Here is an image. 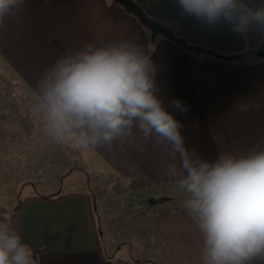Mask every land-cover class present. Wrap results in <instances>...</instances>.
Instances as JSON below:
<instances>
[{
    "label": "crops",
    "instance_id": "1",
    "mask_svg": "<svg viewBox=\"0 0 264 264\" xmlns=\"http://www.w3.org/2000/svg\"><path fill=\"white\" fill-rule=\"evenodd\" d=\"M134 1L192 44L223 55L254 51L253 56L225 62L186 51L163 36L152 41L151 31L114 0H24L0 19V223L15 228L39 264H157L146 250L153 247L150 237L159 248L165 244L161 263L168 264L174 261L168 243L174 240L176 249L183 242V229L174 224L173 230L169 222L189 220V230L180 224L185 232L201 233L186 206L154 205L161 200L154 197L158 193L164 201L176 198L172 195L191 199L181 187L187 173L169 142L157 143L155 135L145 141L134 126L130 135L110 143L77 148L67 138L57 142L48 131L41 85L59 59L86 45L127 42L149 58L155 94L181 122L194 162L264 149V59L255 52L264 48V27L238 32L223 18L210 23L188 15L178 0ZM251 3L260 6V0ZM175 101L190 110L183 113ZM166 186L178 191L160 193ZM108 191L131 194L130 206L142 210L115 226V237L98 222V211L109 207L103 197ZM60 196L57 202L38 199ZM2 201L16 203L5 207ZM18 201L24 202L23 209L12 217ZM165 209L169 213H161ZM140 236L146 246H132L130 241ZM126 245L129 250L123 249ZM185 256L176 251L175 261L182 264ZM256 258L264 264V254Z\"/></svg>",
    "mask_w": 264,
    "mask_h": 264
},
{
    "label": "clouds",
    "instance_id": "2",
    "mask_svg": "<svg viewBox=\"0 0 264 264\" xmlns=\"http://www.w3.org/2000/svg\"><path fill=\"white\" fill-rule=\"evenodd\" d=\"M24 0H0V19ZM188 15L234 31L264 27V0H178ZM155 68L135 45L93 47L59 59L41 85L46 127L57 142L73 147L111 142L137 127L145 141L169 142L179 153L186 177V204L204 236V264H247L264 254V149L249 155H221L194 162L185 146L182 124L155 94ZM183 113L190 106L181 108ZM143 149L141 148V151ZM0 264H39L15 228L0 223Z\"/></svg>",
    "mask_w": 264,
    "mask_h": 264
},
{
    "label": "rangeland",
    "instance_id": "3",
    "mask_svg": "<svg viewBox=\"0 0 264 264\" xmlns=\"http://www.w3.org/2000/svg\"><path fill=\"white\" fill-rule=\"evenodd\" d=\"M254 52V51H252ZM257 52V51H255ZM249 56H253V55H249ZM256 56L254 55V58ZM110 190V189H109ZM178 191V189L176 187H171V186H166V188L164 189V187L160 188V193H167L168 195L173 194L174 192L171 191ZM157 192V187H155L154 189H152L151 193H156ZM146 193V192H145ZM131 194H119L118 196H115L114 194L110 193V191H108V193L106 195H103L104 198H107L106 204L108 207L107 208H102V211H98L97 215H98V219H99V223L101 224L102 228L104 230H108L109 232L107 233H111L113 235V237H115L114 233V227H118L119 224L121 223V221H128L130 216L132 215V213H137L139 211H142L140 209L139 206H136L135 208L132 206H130L129 204V198H130ZM172 196H176V198L174 197L172 200H162V198L164 196H160V194H156L157 199H161L159 202L158 200H156V204L158 207L157 208H161V207H170V208H174V207H184L186 206V204L188 203L189 200H183L180 199L181 197H177V195H172ZM134 200H136V202L140 201L138 200V198H134ZM155 201V200H154ZM164 201V202H163ZM152 202V201H149ZM1 203H4L5 207H9L11 205V203H16V201L13 202H9V201H2ZM19 205L17 208L20 207L21 203H19V201L17 202ZM97 209L99 208V204L98 202H95ZM140 203V202H138ZM139 205V204H138ZM10 212V211H9ZM101 213L103 214L101 216ZM183 222V224H182ZM136 224V226H141L140 224L137 223V221L134 223ZM170 225H172V229L174 230V224L178 225L179 228L183 229V233L181 234V236L183 237V242L180 245L181 247L177 246L176 249L173 246V242L174 240H171L172 244L167 245V250H168V256L169 254L171 255V257L174 259V261H172V263H168V264H180L179 260L176 259L175 261V252L176 251H180L183 255H187L185 256L183 261H180L182 264H204L203 261V254H204V248L203 245L201 246V241H202V233H200V236H196L192 231L189 232H185V227H181V225L186 226V229L189 230L190 226H193L191 224V221L189 222V220L185 221L182 220L177 223L176 220H172V222H169ZM115 227V228H116ZM148 230V229H147ZM178 234V233H177ZM179 235V234H178ZM199 235V233H198ZM148 236H151L148 234ZM150 240H152L153 242V247H148L146 246V242L143 239V236L140 237H135L133 240L130 241L132 246H141L144 245L146 246V250L149 251L151 253L152 256L156 257V261L157 264H165V263H161L162 259L161 257H163L164 251H165V244H161L160 248H159V243L155 242L153 240L152 237H150ZM179 241V240H177ZM198 243H199V247H198ZM125 246V245H123ZM118 247V245L116 246ZM127 248V249H125ZM124 250H129L130 246L126 245V247H123ZM145 249V248H144ZM179 258L181 257V255L176 254ZM189 259V260H188ZM247 264H259V262L257 261V258H253L251 261L247 262Z\"/></svg>",
    "mask_w": 264,
    "mask_h": 264
},
{
    "label": "water",
    "instance_id": "4",
    "mask_svg": "<svg viewBox=\"0 0 264 264\" xmlns=\"http://www.w3.org/2000/svg\"><path fill=\"white\" fill-rule=\"evenodd\" d=\"M114 2L123 6L128 13L134 15L144 27L151 31L152 41H154L157 36H163L174 44L181 46L186 51L194 52L197 55H209L225 62L243 60L248 55L253 54L252 51H246L235 55H223L213 49L192 44L178 35L174 28L162 24L148 16L144 9L134 0H114ZM256 55L258 58L264 59V48L259 49Z\"/></svg>",
    "mask_w": 264,
    "mask_h": 264
},
{
    "label": "trees",
    "instance_id": "5",
    "mask_svg": "<svg viewBox=\"0 0 264 264\" xmlns=\"http://www.w3.org/2000/svg\"><path fill=\"white\" fill-rule=\"evenodd\" d=\"M150 53H152V50L150 51ZM63 198L64 197L60 196V197H57V198H42L41 197V198H38V199H40L42 201H46V202H57V201H59V200H61ZM151 204H152V202H148L147 207L148 208L151 207ZM23 205H24V202L20 205V207L16 210V212L14 214H12V217H15L23 209ZM0 213H1V211H0ZM161 213H169V210H166V209L162 210ZM138 215L144 216L145 212H140Z\"/></svg>",
    "mask_w": 264,
    "mask_h": 264
}]
</instances>
